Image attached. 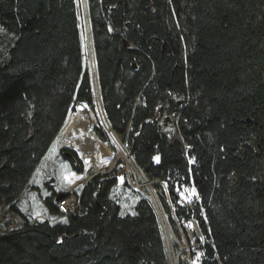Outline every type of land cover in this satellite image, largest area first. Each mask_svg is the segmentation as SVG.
I'll return each instance as SVG.
<instances>
[{
  "label": "trees",
  "instance_id": "obj_1",
  "mask_svg": "<svg viewBox=\"0 0 264 264\" xmlns=\"http://www.w3.org/2000/svg\"><path fill=\"white\" fill-rule=\"evenodd\" d=\"M85 3L98 100L77 0H0L9 38L1 39L0 206L23 222L0 235V264H170L155 207L139 196L122 215L113 171L85 184L63 222L30 224L19 211L80 104L99 122L92 132L109 144L104 120L153 182L171 233L189 247L174 245L177 264H264V0ZM63 157L81 173L75 157ZM55 198L43 200L50 215L60 214Z\"/></svg>",
  "mask_w": 264,
  "mask_h": 264
},
{
  "label": "rangeland",
  "instance_id": "obj_2",
  "mask_svg": "<svg viewBox=\"0 0 264 264\" xmlns=\"http://www.w3.org/2000/svg\"><path fill=\"white\" fill-rule=\"evenodd\" d=\"M78 4V13L81 22V31H82V50L84 54L83 58V66L87 67L93 75L94 81V95L97 100V88L95 84V57L94 51L92 49L91 38H90V30L87 21V10L85 0H77ZM0 58L4 56L3 45L1 39L4 41L9 40V38L5 37L3 32H0ZM99 104V101H98ZM77 106L72 108L68 113L64 124L69 121V116L76 112ZM91 115L94 117L93 113L90 111ZM98 115L101 120H103L101 110L98 108ZM101 122V121H100ZM98 121H96L94 117V125L97 126ZM105 129L107 128L105 121L103 120ZM102 124V123H101ZM62 126V127H63ZM166 127V124L164 125ZM61 127V129H62ZM61 129L57 133L53 142L51 143L49 149L41 159L39 165L36 167L32 177L30 178L26 188H24L22 194L17 200V207L21 214L27 218L30 224L41 223L44 221H48L50 224H55L58 222L64 221V216L66 214L73 213L77 210L76 206V196L80 194L81 190L85 186V184L96 175L94 170L88 169L84 173V166L81 161L78 160V156L73 150H65L64 148H68L66 146H61L63 142V136L61 135ZM119 140V138H118ZM122 145V144H121ZM113 156L111 157V161L107 166L101 168L98 174H106L109 172H114V177L116 179V185L112 192V199L116 202L121 208L122 215H132L134 205L138 201L139 196H143L147 198L153 204V198L151 195L152 190L155 193L156 191L152 184L150 186L148 184L144 185V189L140 191L137 190V184H134L133 181V173L135 169L140 170L133 160L130 159L132 165V171L130 173L125 172V164L123 161L116 159L117 156V148L113 145L110 140L109 144H107ZM123 146V145H122ZM124 151L129 153L124 147ZM72 154L75 157V160L78 161L81 166V173H77L74 168L71 166V163L68 162L63 154L65 153ZM65 156V155H64ZM74 166H78L76 162H74ZM131 170V169H130ZM142 173V172H141ZM144 176L145 174L142 173ZM97 176V175H96ZM130 179V181H129ZM148 179V178H147ZM151 182V181H150ZM138 185H142V183H138ZM51 193H54V196L59 194H66L67 198L64 199L60 203H56L55 207L59 210L58 215H50L44 207L43 200L50 196ZM73 198L74 202L72 207L68 210H65L60 205ZM193 199V189L188 190L184 189L181 193V200L183 202H191ZM154 206V204H153ZM160 210V209H159ZM157 210V211H159ZM161 211V210H160ZM164 214V212L162 211ZM161 212H159L160 220L163 224V233L165 238V245L169 255L170 264H177V253L175 251L174 245H176L180 250H188V245L185 243H180L171 233L170 228L166 227V217L163 216ZM191 225L186 227V232L190 241L193 240V234H199L195 229L194 224L191 222ZM168 225V224H167ZM23 226L22 219L17 215L13 214L8 210L7 207L0 206V235L6 234L7 232H11L14 230H18Z\"/></svg>",
  "mask_w": 264,
  "mask_h": 264
},
{
  "label": "bare ground",
  "instance_id": "obj_3",
  "mask_svg": "<svg viewBox=\"0 0 264 264\" xmlns=\"http://www.w3.org/2000/svg\"><path fill=\"white\" fill-rule=\"evenodd\" d=\"M68 119L69 121H67L61 129V135L63 136L61 146H66L68 147L67 149L73 150L85 169H92L95 173H98L102 167L109 164L113 154L107 144L102 142L92 132L94 117L84 104H80L78 105L76 112L71 114ZM106 130L109 139L117 148L118 152L116 159L123 161L125 164V172L130 173L132 171V165L120 140H118V137L109 131L108 128H106ZM139 172L141 171L139 170ZM151 184L153 185V182H151ZM72 205L73 198H70L60 206L65 210H68ZM192 223L197 230L195 223Z\"/></svg>",
  "mask_w": 264,
  "mask_h": 264
},
{
  "label": "built area",
  "instance_id": "obj_4",
  "mask_svg": "<svg viewBox=\"0 0 264 264\" xmlns=\"http://www.w3.org/2000/svg\"><path fill=\"white\" fill-rule=\"evenodd\" d=\"M132 173H133L132 175H133L134 184L135 185L137 184L136 185L137 186V190L140 191L141 189H144V185H146V184H148L150 186L151 182L147 179V177L143 176L141 174V172L138 171V169H135V171H132ZM129 181H130V179H129ZM138 183H142V185H138ZM152 194L153 195L150 194V196H152V198H153L152 200L154 201L153 204H154L156 210L160 209L161 211L160 210L159 211L162 213L161 205H160L155 193L153 192V190H152ZM166 227L168 229L167 224H166ZM162 228H163V224H162Z\"/></svg>",
  "mask_w": 264,
  "mask_h": 264
},
{
  "label": "water",
  "instance_id": "obj_5",
  "mask_svg": "<svg viewBox=\"0 0 264 264\" xmlns=\"http://www.w3.org/2000/svg\"><path fill=\"white\" fill-rule=\"evenodd\" d=\"M125 46H126V44H124ZM86 106V105H85ZM109 131H111L110 129H109ZM65 150H68L67 148H64ZM65 155V157H67V158H69V159H73V156H72V154H70V153H65L64 154ZM127 155H128V158H131V154L130 153H127ZM79 160V159H78ZM80 161V160H79ZM88 169H84V173L87 171ZM96 175H100V174H98V173H96ZM95 175V176H96ZM67 198V195L66 194H59V195H57L56 196V198H55V202L56 203H60V202H62L64 199H66ZM73 202H74V200H73ZM75 202H76V200H75Z\"/></svg>",
  "mask_w": 264,
  "mask_h": 264
}]
</instances>
